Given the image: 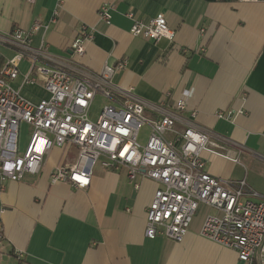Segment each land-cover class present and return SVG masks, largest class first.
I'll return each instance as SVG.
<instances>
[{
    "label": "crops",
    "instance_id": "crops-1",
    "mask_svg": "<svg viewBox=\"0 0 264 264\" xmlns=\"http://www.w3.org/2000/svg\"><path fill=\"white\" fill-rule=\"evenodd\" d=\"M108 2L113 6L106 23L98 9ZM128 9L145 22L162 12L173 39L131 34ZM35 20L46 26L33 35V46L44 41L51 53L93 71L124 60L112 82L147 101L166 98L170 107L186 91L188 111L227 153L201 151L207 172L245 179L264 197V0H0V33L28 29ZM82 25L94 32L78 56L70 43ZM12 54L0 45L3 61ZM20 68L26 70L25 60ZM21 92L31 100L46 95L40 86ZM217 111L232 117L218 118ZM65 158L53 147L39 173L0 180V264H245L235 250L199 234L212 208L199 205L179 242L148 238L145 210L155 181L139 175L136 189L124 168L95 163L85 188L51 183L50 171L69 162Z\"/></svg>",
    "mask_w": 264,
    "mask_h": 264
},
{
    "label": "built area",
    "instance_id": "built-area-1",
    "mask_svg": "<svg viewBox=\"0 0 264 264\" xmlns=\"http://www.w3.org/2000/svg\"><path fill=\"white\" fill-rule=\"evenodd\" d=\"M112 6L103 3L98 9L99 18L106 23ZM125 15L132 20L133 35L152 40L174 37L162 12L147 22L135 17L132 9ZM42 26L46 25L35 20L28 29L14 27L9 33H0V45L13 53L0 66V180L16 181L25 174L39 173L53 147L65 155L72 149L76 158L57 163L49 173L51 183L68 182L85 188L97 161L106 169L124 168L128 182L136 189L139 175L157 184L145 210L146 237L181 241L203 204L214 212L206 214L199 234L235 250L238 260L245 264H263L264 197L245 179L232 181L207 172L201 151L227 153L214 140V133L195 121V111H188L187 92L170 107L165 106L166 98L159 103L147 101L132 87L122 88L112 82L114 73L124 67V60L105 63L93 71L51 53L44 41L33 46L32 37ZM93 32V28L80 27L70 43L73 54H84V43L92 40ZM24 60L27 68L22 71L20 63ZM23 86H40L46 95L31 100L22 94ZM97 95L106 101L92 118ZM168 95L166 92L165 97ZM216 116L231 119L232 112L217 111ZM23 122L30 127V134L20 148ZM145 126L148 135L141 143L139 136ZM2 240L0 228V245Z\"/></svg>",
    "mask_w": 264,
    "mask_h": 264
},
{
    "label": "rangeland",
    "instance_id": "rangeland-1",
    "mask_svg": "<svg viewBox=\"0 0 264 264\" xmlns=\"http://www.w3.org/2000/svg\"><path fill=\"white\" fill-rule=\"evenodd\" d=\"M105 101L106 100L103 97H101L100 95H97L94 98V101H93V104L91 107V117L92 118L96 117L101 106L105 103ZM29 134H30V127L28 126V124H26L24 122L21 123L20 128H19V146H20V148H23L24 145L27 143ZM147 135H148V128H147V126H145L141 130V133L139 136V142L145 143V141L147 139ZM75 158H76V153L74 152V150L69 149L66 153L65 161L72 162ZM98 163L99 162L97 161L96 164H98Z\"/></svg>",
    "mask_w": 264,
    "mask_h": 264
},
{
    "label": "trees",
    "instance_id": "trees-1",
    "mask_svg": "<svg viewBox=\"0 0 264 264\" xmlns=\"http://www.w3.org/2000/svg\"><path fill=\"white\" fill-rule=\"evenodd\" d=\"M2 62H3V59H2V57L0 56V66H1ZM254 264H256V263H254Z\"/></svg>",
    "mask_w": 264,
    "mask_h": 264
}]
</instances>
